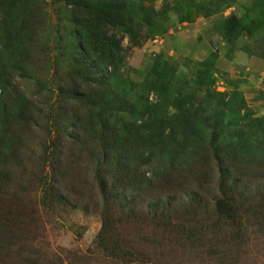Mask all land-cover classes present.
Here are the masks:
<instances>
[{"label": "trees", "instance_id": "1", "mask_svg": "<svg viewBox=\"0 0 264 264\" xmlns=\"http://www.w3.org/2000/svg\"><path fill=\"white\" fill-rule=\"evenodd\" d=\"M49 1L54 5L61 4L56 10L58 21L53 38L54 56L48 18L44 13L46 0H0L1 178L15 181L18 185L25 183L29 176L24 174L22 167L28 153L29 132L34 125L43 121L46 138L38 158L42 165L37 177L41 186L40 202L53 203L58 197H67L65 185L72 173L80 171L84 161L86 166L92 164L91 170L102 201V224L96 246L109 258L128 257V262L136 261L132 257L130 242L120 241L114 228L112 214L115 211L122 214L129 226L139 228L143 223L137 220L139 217L145 220L151 217L148 207L151 211L159 209L160 200L154 197L147 203V208L140 207L142 216L135 213L131 203L136 198L131 193L144 187L145 183L152 188L161 180L173 178L177 174L174 169L182 163L185 167L204 164L211 154L210 159L215 167H220L222 171V177L219 175L216 178L215 189L211 190L215 196L207 209L202 197L189 201L194 213L195 210H205L203 213L207 216L198 220L207 225L209 237L216 241L218 232H224L226 226L230 227L240 219L248 222V219L259 218L264 222V214L256 204L246 207L238 202L236 195L262 194L264 201V118L253 120L257 129H261V136L248 141L236 132L244 126L242 118L235 114L225 126V134L217 135L212 143L214 147L209 152V149L202 147L205 143L208 146V140L211 144V131L220 125L222 105L209 103L208 109L203 105L201 109H193V98H188L190 93L184 92L185 86L173 85L174 77L162 68L165 65L162 59L152 65L153 74L147 71L146 78L144 76L139 84L129 81L121 72L125 60L122 38L109 34L108 28L112 26L118 32L125 33L132 45H139V42L164 33L159 21L160 13L164 14V11H149L144 6L153 0ZM233 2L182 0L174 2L172 7L177 15L193 21L230 7ZM211 30L224 43H234L240 38L256 40L259 55L264 57V0H253L240 17L229 15L219 19ZM244 50L247 51V48ZM19 76L29 77L30 84L39 85L41 90L54 96V103L47 112L37 111L33 100L19 89L16 81ZM148 76L155 77L149 89L143 85ZM50 79L55 89L48 86ZM202 87L196 86L194 96H198ZM149 92L154 94L155 101L149 100ZM40 93L37 89L36 94ZM214 95L225 97V93ZM204 112L214 115L211 119L215 125L197 122ZM180 115L188 118L178 131L181 141L177 132L166 127V122L173 126ZM49 121L53 126L48 124ZM222 137L235 144L234 151L230 150L229 155H233V159L227 161L231 165L227 169L228 174L223 173L225 161L219 157L223 154L219 151L222 148L216 147ZM91 140L94 147H91ZM241 140L245 142L237 143ZM135 144L142 145L143 152L130 156L129 149ZM156 151L161 156L155 158ZM234 164L246 170L241 181L234 175ZM116 166L120 167L115 172ZM252 168L255 178L252 177L253 172L251 176ZM143 169L152 171L149 178L146 177L148 171ZM110 171L118 174V177L114 174L110 176ZM130 171L135 173L131 179ZM157 217L154 218L157 221L155 225L167 234L163 239L168 243L179 240V221L173 218L162 223ZM20 255L15 252V257H12L9 253L8 258L0 249V264H4V259H11L10 264H65V260L58 257L41 261Z\"/></svg>", "mask_w": 264, "mask_h": 264}, {"label": "rangeland", "instance_id": "2", "mask_svg": "<svg viewBox=\"0 0 264 264\" xmlns=\"http://www.w3.org/2000/svg\"><path fill=\"white\" fill-rule=\"evenodd\" d=\"M46 2L44 13L48 18V33L52 40L54 56L56 50L53 38L58 21L56 10L61 4L54 5L49 0ZM174 2L182 0H153L144 4L149 11H164V14L160 13L159 21L165 31L159 36L139 42V45H132L125 33L118 32L112 26L108 28L109 34L122 38L125 60L121 72L129 81L139 84L146 78L147 71L153 74L152 65L162 59L165 63L162 68L167 69L174 77L173 85L185 86L184 92L190 93L188 98H193V109H201L202 105L208 109L209 103L222 105L220 125L213 127L211 131V144L209 145L208 140V146L205 143L202 147L209 149V152L210 148L214 147L212 143L214 144L217 135L225 134V126L227 127L235 114H239L244 126L236 132L241 133L248 141L259 138L261 129H257L253 120L264 118V57L259 55L257 41L240 38L234 43H224L211 30L219 19L229 15H243L253 0H234L230 7L208 17L200 16L193 21L177 15L172 7ZM176 10L178 11L177 8ZM245 47L247 51L244 50ZM153 78L155 79L154 76H148L143 85L149 89ZM16 81L25 96L33 100L37 111L45 113L50 109L54 103V96L51 97L50 92L41 90L39 85L30 84L29 77L19 76ZM197 85L203 87L200 88L198 96H194ZM48 86L55 89L51 79ZM37 89L40 94H36ZM218 93H225V97L214 95ZM148 97L150 101H155L152 92H149ZM213 116L204 112L197 122L215 125ZM187 121L185 115H180L173 126L166 122V127L178 133ZM48 124L53 126L50 121ZM29 136L28 153L22 167L24 174L29 176L26 177L25 183L18 185L15 181L9 182V179L0 176L1 184L4 182L0 186V249L8 258L9 253L15 257V252H18L20 256L27 255L33 260L44 261L58 257L65 260V264H264V222L261 219H248V222L240 219L230 227L226 226L224 232H218V239L213 241L208 235L207 225L198 220L207 216L203 213L205 210H195L194 213L192 206L190 207L191 198L202 197L207 209L215 196L211 190L215 189L216 178L219 175L222 177V171L220 167L217 169L210 159L212 154L206 157V163L196 167H185L182 166L183 163L176 166V176L161 180L159 184H153L152 188L146 183L144 187L135 188L136 191L131 194H135L136 199L130 208L141 216L140 207L147 208V203L154 197L160 200L159 209L154 208L151 211L148 207L151 214L149 219H137L144 223L140 224L139 228L129 226L121 213L115 211L112 214V222L120 241L130 242L133 250L132 257L136 261L128 262V257L109 258L96 246V237L102 224V201L91 170L92 164L86 166L84 161L80 171L72 173L65 185L67 197L61 196L54 199L53 203L42 204L41 186L37 177L42 165L38 158L46 138L43 121L32 127ZM178 140L181 141L180 134ZM91 142V147H94L95 144L92 140ZM244 142L245 140L237 141ZM216 147L222 148L219 151L223 154L219 157L225 161L226 168L223 173L228 174L227 169L231 165L227 161L233 159V155H229L230 150L234 151L235 144L232 140L222 137ZM129 151L130 156L141 155L143 146L135 144ZM144 155L147 156V153ZM154 156L156 158L161 154L156 151ZM234 166V175L241 181L246 170L241 165ZM119 167L116 166L115 172ZM143 170L148 171L146 177L149 178L152 171ZM110 173V176L114 174L118 177V174L112 171ZM134 175L135 173L130 171L129 178ZM251 176L256 177L254 170L251 171ZM143 194H146L145 197ZM236 195L238 202L246 207L256 204L264 214L262 194ZM157 216L162 223H167L173 218L176 222L179 221V240L168 243L163 239L167 234L160 226L155 225L157 221L154 218H158ZM10 260L4 259V264H10Z\"/></svg>", "mask_w": 264, "mask_h": 264}]
</instances>
